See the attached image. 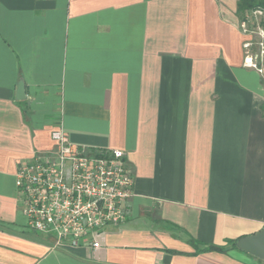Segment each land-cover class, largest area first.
<instances>
[{"label":"crops","instance_id":"crops-1","mask_svg":"<svg viewBox=\"0 0 264 264\" xmlns=\"http://www.w3.org/2000/svg\"><path fill=\"white\" fill-rule=\"evenodd\" d=\"M237 2L0 0V264H264L236 246L264 229V83ZM59 127L133 177L98 250L24 226L15 174Z\"/></svg>","mask_w":264,"mask_h":264},{"label":"built area","instance_id":"built-area-1","mask_svg":"<svg viewBox=\"0 0 264 264\" xmlns=\"http://www.w3.org/2000/svg\"><path fill=\"white\" fill-rule=\"evenodd\" d=\"M264 9L247 12L239 22L240 32L256 35L264 55ZM244 66L254 69L264 81L243 42ZM264 92V88H263ZM54 149L22 161L15 174L20 213L28 232L48 241L52 249L100 248L98 234L126 220L125 206L134 196V181L119 149H89L74 145L62 127L50 134Z\"/></svg>","mask_w":264,"mask_h":264},{"label":"water","instance_id":"water-1","mask_svg":"<svg viewBox=\"0 0 264 264\" xmlns=\"http://www.w3.org/2000/svg\"><path fill=\"white\" fill-rule=\"evenodd\" d=\"M19 92H23L22 84L19 86ZM236 246L241 251L264 261V229L253 235L240 238Z\"/></svg>","mask_w":264,"mask_h":264},{"label":"rangeland","instance_id":"rangeland-1","mask_svg":"<svg viewBox=\"0 0 264 264\" xmlns=\"http://www.w3.org/2000/svg\"><path fill=\"white\" fill-rule=\"evenodd\" d=\"M247 12H245L241 16L243 17L244 15L247 14ZM242 17L240 18L239 22L241 21ZM247 40L251 42V47L249 48V54L252 55L254 62L256 64H259V66L264 70V55L261 52L262 48L259 47L258 45V42L260 41V39L256 35H252V36H249ZM261 41H263V47H264V39Z\"/></svg>","mask_w":264,"mask_h":264},{"label":"trees","instance_id":"trees-1","mask_svg":"<svg viewBox=\"0 0 264 264\" xmlns=\"http://www.w3.org/2000/svg\"><path fill=\"white\" fill-rule=\"evenodd\" d=\"M255 8L264 9V0H238L237 2V13L240 16V18L242 17L241 16L242 14ZM206 250H220V248L210 246L207 247Z\"/></svg>","mask_w":264,"mask_h":264}]
</instances>
